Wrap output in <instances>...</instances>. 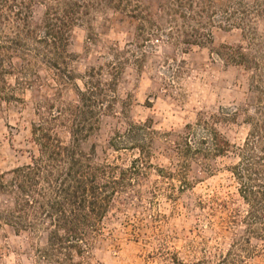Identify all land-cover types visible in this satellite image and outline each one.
<instances>
[{
  "label": "trees",
  "instance_id": "obj_1",
  "mask_svg": "<svg viewBox=\"0 0 264 264\" xmlns=\"http://www.w3.org/2000/svg\"><path fill=\"white\" fill-rule=\"evenodd\" d=\"M159 1L152 12L144 0H0L1 99L23 104L20 92L40 83L43 73L58 86L55 97L37 106L38 120L32 126L37 152L31 161L0 172V226L31 233L41 242L35 249L37 264H91L97 242L107 236L111 210L116 205L128 208L137 184L152 170L158 178L149 204L156 206L163 198L176 202L193 186L192 162L211 170L213 160L230 153L238 160L230 171L248 207L245 214L219 197L200 201L198 207L217 218L208 220L209 226L229 231L244 225V233L237 234L221 253L202 246V256L189 257L156 228L144 238L148 244L158 241L147 264H251L252 258L264 253L253 244V239L264 241V37L257 28L264 20V0ZM38 5L44 12L35 23ZM110 13L135 21L134 39L125 47H110L105 62L80 77L73 68L72 34L79 26L92 28L98 16ZM217 29L242 33V42L222 44L214 54L224 64L241 66L250 74L255 95L251 109L200 113L196 123L177 135L175 170L153 164L156 131L149 122L130 121L126 132L112 140L117 150H139L129 167L97 163L82 148L102 118L116 111L118 86L128 66L142 68L160 43L182 53L192 47L207 48L213 45ZM69 88L76 93L74 102L63 100L62 93ZM240 112L250 129L245 142L236 146L218 125L236 120ZM61 131L68 133L69 140ZM219 211L225 215L218 216ZM155 220L160 224L167 219L158 213Z\"/></svg>",
  "mask_w": 264,
  "mask_h": 264
},
{
  "label": "rangeland",
  "instance_id": "obj_2",
  "mask_svg": "<svg viewBox=\"0 0 264 264\" xmlns=\"http://www.w3.org/2000/svg\"><path fill=\"white\" fill-rule=\"evenodd\" d=\"M155 12L159 0H144ZM44 9L36 6L33 21L40 22ZM135 21L120 13L98 16L92 28L76 27L72 34L71 52L75 55L73 68L78 76L93 66L103 64L112 46L125 47L134 39ZM264 37V20L257 25ZM242 42L240 30H215L214 43L207 48L192 47L182 53L172 46L160 43L158 51L149 53L142 68L130 65L126 68L118 86L119 103L116 111L105 115L100 127L82 143L97 163L115 162L129 167L139 156V150H117L112 140L124 134L128 122L151 123L156 131L152 144L155 166L175 170L178 156L175 149L177 135L188 124L197 122L200 113H217L220 108L241 110L254 105L255 95L250 87V74L241 66L226 65L214 50L222 44ZM81 85V82H77ZM58 93V86L43 73L40 83L25 88L20 95L23 104H8L0 97V172L9 171L29 163L37 152L32 136V126L38 120L36 113L40 102L50 100ZM63 100L76 101L73 88L64 90ZM219 130L236 146L242 145L248 135L249 125L240 112L236 120L219 124ZM69 140L68 133L61 131ZM237 158L230 153L212 161L207 170L198 162H192L189 177L193 186L180 195L176 202L163 198L158 205H150L153 182L158 178L152 170L147 178L137 184L128 208L116 205L106 221V234L94 249L91 264H147L148 255L158 241H144L156 228L170 236V245L189 257L203 255L202 246H208L213 254L230 247L237 234L244 233V225L220 231L209 226L208 220H217L198 207L200 201L214 197L227 200L231 209L245 214L247 205L240 197L239 185L231 167ZM158 213L166 216V222L155 220ZM218 216L225 215L219 211ZM41 242L31 233H17L12 227L0 226V264H37L35 249ZM253 244L264 252V241L253 239ZM219 248V251L216 250ZM48 264V263H42ZM251 264H264V253L252 258Z\"/></svg>",
  "mask_w": 264,
  "mask_h": 264
}]
</instances>
